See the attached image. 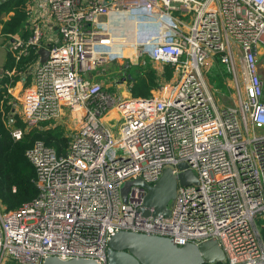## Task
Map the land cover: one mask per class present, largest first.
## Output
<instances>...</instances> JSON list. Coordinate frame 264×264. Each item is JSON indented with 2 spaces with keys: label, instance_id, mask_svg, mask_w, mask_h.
Returning a JSON list of instances; mask_svg holds the SVG:
<instances>
[{
  "label": "built area",
  "instance_id": "built-area-1",
  "mask_svg": "<svg viewBox=\"0 0 264 264\" xmlns=\"http://www.w3.org/2000/svg\"><path fill=\"white\" fill-rule=\"evenodd\" d=\"M45 4L43 19L27 20V36L8 38L16 64L36 54L7 70L13 99L14 77L31 76L13 109L24 126L11 118V133L20 139L30 127L65 119L73 129L64 154L43 141L27 151L38 194L16 208L0 201V264H43L48 256L108 264V241L121 229L177 244L215 238L226 264H264V0ZM111 15L134 22L133 40L117 41L125 37ZM121 56L174 65L175 79L147 97L133 96L122 80L110 90L102 77ZM217 57L233 89V103L222 108L206 78ZM182 161L199 182L178 184L169 215L142 214L143 185H131L124 201L126 180L154 184Z\"/></svg>",
  "mask_w": 264,
  "mask_h": 264
},
{
  "label": "trees",
  "instance_id": "trees-1",
  "mask_svg": "<svg viewBox=\"0 0 264 264\" xmlns=\"http://www.w3.org/2000/svg\"><path fill=\"white\" fill-rule=\"evenodd\" d=\"M31 0H5L0 4V14L6 13L8 17L1 20V34L7 38L12 35L21 33L27 36L29 33L26 29L28 19V5ZM7 58L3 64V68L11 70L17 67L19 71L25 62L35 57V52L24 62L19 64L8 50ZM171 65H164L167 77L170 80L173 76V69L168 68ZM0 67V69H2ZM5 69V70H6ZM128 69V67H127ZM2 71V70H0ZM225 71H221L220 75H216L215 81L224 79ZM219 78V79H218ZM132 79L133 78H129ZM8 76L0 74V201L7 208H16L35 198L38 194V188L35 182L36 169L34 164L27 156V151L34 147L37 141H43L46 145L54 148L58 154L66 152L69 136L65 133L61 124L52 126H35L25 130L20 139L13 137L11 133V118L13 124L24 126L19 115L14 112L15 104L12 95L7 91L5 84L9 82ZM130 83V92L135 97H147L152 95L153 89L158 88L160 77L157 75L155 68L146 72L145 76L134 78ZM211 264V263H204ZM214 264H226L225 261H219Z\"/></svg>",
  "mask_w": 264,
  "mask_h": 264
},
{
  "label": "water",
  "instance_id": "water-1",
  "mask_svg": "<svg viewBox=\"0 0 264 264\" xmlns=\"http://www.w3.org/2000/svg\"><path fill=\"white\" fill-rule=\"evenodd\" d=\"M5 0H0V4ZM41 60L49 56V50L40 48ZM179 171L175 173L172 167H166L160 178L150 184L142 178L126 180L122 186L124 201H127L128 191L133 184L147 188L143 215L170 214V204L177 194L178 184H198L199 178L188 168L186 162L178 164ZM225 254L215 238L199 243L187 242L177 244L172 238L160 234H148L139 231L121 229L115 232L108 241V264H214L224 261ZM43 264H100L94 259L73 257L62 259L58 256H48Z\"/></svg>",
  "mask_w": 264,
  "mask_h": 264
},
{
  "label": "rangeland",
  "instance_id": "rangeland-1",
  "mask_svg": "<svg viewBox=\"0 0 264 264\" xmlns=\"http://www.w3.org/2000/svg\"><path fill=\"white\" fill-rule=\"evenodd\" d=\"M8 17V14L6 13H2L0 14V22L3 19H6ZM122 19L124 21L125 24V28H126V34L124 35V37L131 41L134 39L135 36V26L134 23L128 19H126V17L122 16ZM128 20V21H127ZM116 32V29H115ZM117 34V33H116ZM119 39H117L118 41ZM9 39L3 35L0 34V67H2L6 61L7 55V47H8V42ZM115 49L121 51V54H127V48L123 47L121 45V43L116 42L115 45ZM260 70L262 72V74L264 75V53L261 55L260 59ZM129 64L128 69L125 70V64ZM170 65V64H168ZM120 67V68H118ZM153 67L155 68L157 75L160 77V82L164 81V82H168V79H166L167 77V73L166 72V68L158 63L155 62L153 60H151L149 57H140L139 60H130L129 57L126 56H121L119 59L116 60H112L107 64V70L108 72H110V76H112L111 81L114 83V80H122L123 83L125 84V87L127 86V88H130V83L132 79L129 78H139V76H145L146 72L149 71L150 69H153ZM117 68V69H116ZM168 68H172L173 71L176 69V66L171 65V67L169 66ZM238 68V72H239V67ZM6 69V68H5ZM3 67L2 71H0V74H5L7 76V69L5 70ZM117 72L116 76L114 74V72ZM221 71H225V76L224 79H222V82L219 81H215L216 80V75H220ZM123 72V74L121 73ZM9 77V76H8ZM114 77V78H113ZM116 77V78H115ZM228 77H229V73L227 72L225 65L223 64V62L221 61L220 57H217L216 61L213 63V65L211 66L210 69L207 70L206 72V78L208 80V83L210 84V87L213 91L214 97L218 103V105L222 108L225 107L228 104H232L233 100L231 97V89H232V83H228ZM10 78V77H9ZM219 79V78H218ZM31 80V76H29L25 83H23L21 81L20 76H15L14 77V82L12 83V90L11 93L13 95L16 96L15 99H13V102L15 104V107L17 109V111H19L20 109V103H21V97L24 95V91L25 88H27L26 86L30 83ZM132 80V81H133ZM232 80V79H229ZM240 86H241V82H240ZM159 89H153V90H157ZM233 90V89H232ZM124 94H127L125 90ZM153 92V91H152ZM131 93V92H130ZM52 125L55 124H61L64 127L65 133H69L72 131L73 126L70 122V120L65 119L64 121H55V122H51Z\"/></svg>",
  "mask_w": 264,
  "mask_h": 264
},
{
  "label": "crops",
  "instance_id": "crops-1",
  "mask_svg": "<svg viewBox=\"0 0 264 264\" xmlns=\"http://www.w3.org/2000/svg\"><path fill=\"white\" fill-rule=\"evenodd\" d=\"M28 19L29 18H38V19H43V16L44 15H47L48 14V12H49V10H48V7H47V5L45 4V0H31V2L29 3V5H28ZM114 17H115V15H111V21H113V25H114V27H115V29H117L116 31L119 33V34H121V35H125L126 34V28L124 27L125 26V24H124V21H123V19H122V16H119V18L118 19H114ZM124 17H126V16H124ZM27 19V20H28ZM126 19H128L127 17H126ZM129 20V19H128ZM127 20V21H128ZM131 21V20H130ZM28 22V21H27ZM121 22H122V24H121ZM134 23V22H133ZM134 26H135V24H134ZM28 27H29V25L27 26V24H26V29H28ZM121 28V29H120ZM1 29H2V23L0 22V34H1ZM28 31H29V29H28ZM2 35V34H1ZM3 65V64H2ZM129 66V64L127 63V64H125V70H127V67ZM164 66V65H163ZM118 68H120V67H118ZM117 69V68H116ZM117 72H119V71H116V72H114V74H115V76H116V74H117ZM174 73H173V76H172V78L170 79V80H168V82H172L174 79H175V76H176V72H175V70L173 71ZM122 74H123V72H121ZM111 74H110V72H108V74H106V75H104L103 77H102V79L105 81V83H106V87H108V89H110V90H115L116 89V84H114L112 81H111V77L112 76H110ZM114 78V77H113ZM113 80V79H112ZM123 83V82H122ZM162 83H164V81H162ZM124 88H127V86L125 87L124 86Z\"/></svg>",
  "mask_w": 264,
  "mask_h": 264
},
{
  "label": "bare ground",
  "instance_id": "bare-ground-1",
  "mask_svg": "<svg viewBox=\"0 0 264 264\" xmlns=\"http://www.w3.org/2000/svg\"><path fill=\"white\" fill-rule=\"evenodd\" d=\"M118 19V18H117ZM113 22V21H112ZM121 24H122V22H121ZM121 29V28H120ZM117 30V29H116ZM117 34H118V36H119V33L118 32H116ZM119 40H120V42L121 41H129V40H127L126 38H123V37H120V38H118ZM127 49H129V48H127ZM130 50V49H129Z\"/></svg>",
  "mask_w": 264,
  "mask_h": 264
}]
</instances>
